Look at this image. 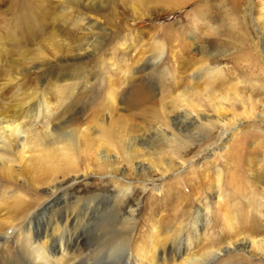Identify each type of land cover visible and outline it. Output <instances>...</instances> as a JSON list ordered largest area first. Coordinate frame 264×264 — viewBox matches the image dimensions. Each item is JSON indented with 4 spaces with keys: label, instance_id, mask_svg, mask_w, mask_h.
Wrapping results in <instances>:
<instances>
[{
    "label": "rangeland",
    "instance_id": "obj_1",
    "mask_svg": "<svg viewBox=\"0 0 264 264\" xmlns=\"http://www.w3.org/2000/svg\"><path fill=\"white\" fill-rule=\"evenodd\" d=\"M45 1L47 17L30 13L31 0H0V120L30 107L43 111L32 123L39 129L80 130L75 166L50 175L38 171L31 144L23 158L21 140L12 154L1 146L0 234L41 204L71 209L77 201L93 204L86 244L129 217L133 241L156 222L155 256L148 245V255L129 256L132 264H192L187 256L264 264L256 245L264 240V0H103L79 27L62 20L60 0ZM89 36L97 51L77 71L87 83L58 87L52 75L28 70L36 54L71 62L91 51ZM48 100L50 108L39 107ZM10 217L19 219L3 228Z\"/></svg>",
    "mask_w": 264,
    "mask_h": 264
},
{
    "label": "bare ground",
    "instance_id": "obj_2",
    "mask_svg": "<svg viewBox=\"0 0 264 264\" xmlns=\"http://www.w3.org/2000/svg\"><path fill=\"white\" fill-rule=\"evenodd\" d=\"M31 1L33 5L30 8V13H38L43 14L46 17L48 16V14L42 10L43 6L46 4L45 0ZM103 8V0H60L61 18L66 24L69 23L73 27L84 25L88 22L86 19L90 14H96ZM49 19L52 20L50 15ZM85 42L87 45L92 46V50L88 51L84 48V51L80 54L71 55V62H66L64 60L66 58L65 55L64 57H53L52 55V58L50 57L46 60L44 57H48V55L43 54V56H41L36 54L33 56L35 58L31 57V60L33 61H31V64H29L27 68L29 71L32 69L33 72L38 73L41 78L52 75L54 80L50 81V83L54 84V86L60 87V83L66 82L67 84L70 82V84L67 85H70L73 89L74 84L79 85L87 83L88 80H83L86 79L83 77L84 75H78V67H80L78 65L83 63L85 58L91 57L96 53L99 41L93 40V36H89V38H86ZM0 44H2L1 38ZM69 54L66 56H69ZM36 61L40 62L38 64H34ZM63 63H72L74 66L69 69H61L60 64ZM213 72L216 73L215 70H213ZM56 91H60V89ZM113 97L114 95H108V101L113 102ZM45 101H42L40 106L37 104V106L50 108V101ZM31 109L30 107L20 109L19 112H17L15 119L11 118L0 120V147L3 146L5 151L12 154L10 148L14 146L13 144L16 143V141L21 140L23 144L21 145L22 149L18 153V157L23 158V152H25L23 148H25V144H31L32 146L29 147V149L35 152V161L38 165V171L39 169L41 171L44 170L49 172L50 175L62 170L71 171L75 166L74 150H77L76 147L78 145L75 143V140L79 139L80 130L77 132H74L73 130L69 131L63 128L62 125L55 124L54 126H49L48 123H44L39 129L37 126H33L32 123L35 121V117H37L39 113H43V111L41 112V110L38 109V114H34V116L33 114H28V111ZM25 120H29L30 124H28ZM98 131L100 134L103 133V137L107 138L109 131L107 130V127L104 128L102 125H99ZM180 141V139L176 140L174 145L178 144ZM182 143L184 142L182 141ZM3 158L4 157L1 156L2 160H4ZM163 170L166 169L163 168ZM214 170L218 173L217 176L220 177L222 173L221 168L217 167ZM13 199V202L15 200V202L19 201L17 198H15V200ZM76 203L77 201L75 202V205H72L71 209H67L68 207L64 208L65 206L60 207L57 204H41L30 216L21 219L18 218L19 220H17L19 221V224L17 223L18 225L15 226L13 231H11L12 233L10 232L11 234H0V247L3 246L6 240L13 239L12 241H14L12 245L7 242V245L5 244L6 249L4 246L0 249V264H132L129 256H137L139 258L148 255L146 252L148 245H150L152 250L151 257L149 258H153L155 256L157 246H155V243L157 237L160 236V230L157 228L156 222L152 221L149 225V229L146 227L148 230L146 233H144V229V238L139 237L137 238V241H133V235L137 230V224L134 217H129L127 225L122 224L121 227L115 229L114 232L111 230V234L109 231L111 229L110 228L107 230L109 231V234H105L103 232V234H100L99 237L96 236L97 239L94 238V240H96L93 241V243L86 244L87 242L84 241V235L89 233L88 225L94 224V221L96 222V220H94L95 217L91 216L89 211V208L93 204ZM95 206L96 205H94V210L97 209ZM206 206L207 204L204 205V207ZM102 215H100L97 219L98 226L103 224ZM105 217L107 216H104V218ZM17 220L14 219V217H10L9 221H7L3 228H7L9 226L11 227ZM110 221L112 220L110 219ZM111 224L112 223L109 222V225ZM95 227H97V225ZM99 229L101 228L99 227ZM192 231L193 234H196L197 232L195 228H193ZM240 233V231H236V234L239 235ZM186 236L185 241H187V243H191L192 237H189L187 234ZM85 238H88V236ZM253 240L254 237L252 238V243L256 244ZM256 240V245L258 246L260 252L263 250L262 248H264V240ZM231 242V240H228V244ZM8 244L10 246H8ZM182 246L183 245L180 244L175 247L180 249ZM208 253L206 254L209 256L210 254ZM58 255H61V258L58 257ZM187 258H190V263L192 264H204V260L206 259L204 257L195 258L191 256H187ZM184 261L187 262L188 260L184 259Z\"/></svg>",
    "mask_w": 264,
    "mask_h": 264
}]
</instances>
